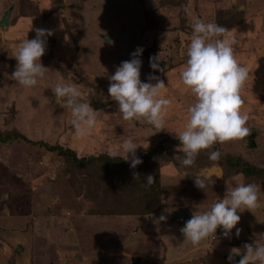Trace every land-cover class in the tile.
<instances>
[{
    "label": "rangeland",
    "instance_id": "374dc122",
    "mask_svg": "<svg viewBox=\"0 0 264 264\" xmlns=\"http://www.w3.org/2000/svg\"><path fill=\"white\" fill-rule=\"evenodd\" d=\"M37 1L46 14L35 8L34 0L0 3L2 12L16 10L12 22L22 23L0 26L1 32L13 38L22 25L30 30L29 37L23 33L9 40L7 58L12 57L19 41L35 37L36 28L53 32L41 57L46 55L41 61L49 68L46 78L34 88L25 89L10 78L16 63H0V135L12 136L10 142L0 141V264H133V258H137L136 264H229L232 248L242 249L264 233V212L247 215L250 220L242 217L243 224L236 226L241 229L238 238L235 228L231 238H224L218 228L216 239L209 237L198 246L183 240L181 225L171 217L183 208L193 214L206 210L223 198L225 181L232 183L237 178L263 187L264 181L243 173L223 174L217 179L213 169L207 187L200 190L194 186V178L201 168L218 161L204 166L195 163L186 171L179 167V172L174 156L180 153L171 150L177 148L178 141L172 132L182 127L188 107L195 103V97L180 83L179 72L186 61L193 17L229 29L235 40V57L249 71L241 97L250 133L243 139L214 145L221 154H238L249 165L264 169V0ZM138 46L143 48L139 57L141 81L154 84L156 81L147 80L148 75L159 76L166 85L164 93L173 101L162 130L153 129L143 120H122L117 103L108 95V77L121 62L132 59ZM158 53L164 72L149 67V57ZM58 79L75 84L81 99L97 112L96 125L84 138L73 134L70 110L56 102L51 88ZM17 132L22 136L14 138ZM127 137L137 143V156L145 155L157 143L164 145L165 153L153 160L155 168L159 165L160 169L159 176L157 169L154 171L155 184L177 189L165 195L157 214H90L88 207L91 209L94 203L85 188L89 186L91 192L106 188L96 184L97 178H89L90 166H69L39 143L69 147L77 156L88 157L107 155ZM87 178L91 183L80 184ZM133 192L131 198L139 197L141 202L139 187ZM5 193L7 198H3ZM261 201L264 206L263 197ZM169 207L170 213L165 212ZM152 208L146 204L137 211ZM162 214L167 219L157 225L154 221Z\"/></svg>",
    "mask_w": 264,
    "mask_h": 264
},
{
    "label": "clouds",
    "instance_id": "9594fccd",
    "mask_svg": "<svg viewBox=\"0 0 264 264\" xmlns=\"http://www.w3.org/2000/svg\"><path fill=\"white\" fill-rule=\"evenodd\" d=\"M192 36L186 48V61L179 72L180 83L185 90L195 97V103L188 107L182 127L172 133L179 141L174 156L180 168H191L201 151L210 150L214 144L240 140L250 133L247 127L249 116L242 111L244 103L241 90L249 77L248 69L241 65L234 54V37L229 29L215 22H205L193 17ZM52 30L36 28L33 39H22L15 46L12 57L16 60L15 70L10 78L25 89L34 88L46 78L48 67L41 63L47 47V38ZM143 52L137 47L132 59L123 61L114 74L108 77V95L117 103V111L124 121L143 120L156 130L165 127V117L173 101L164 90L165 82L159 76L149 74L148 81L140 79ZM159 53L149 57V67L154 71L164 72L160 66ZM56 102L70 110L71 128L77 138L89 135L95 127L97 112L88 102L81 99V91L73 83L58 79L51 88ZM159 132V131H157ZM138 146L134 138L123 139L117 148L109 149L110 159H130V168L135 169L143 163L136 155ZM122 157V158H121ZM221 159L219 150L208 152V160L217 162ZM215 169L218 178L223 177L218 164L201 168L194 178V186L200 190L207 187V182ZM135 175V174H134ZM232 183L225 181L226 191L223 198H218L206 210L193 214L180 228L183 240L198 246L203 240L213 237L218 228L224 238H231L232 230L238 238L241 229L236 227L241 217L238 213L261 207L264 189L256 183H244L233 178ZM155 183L149 174L142 183L148 188ZM7 198V194H3ZM170 207L164 211L170 213ZM167 217L160 215L154 221L157 225ZM253 243H245L241 248H232L227 257L229 264H264V233L257 235ZM242 253V254H241ZM239 255L240 259L235 260Z\"/></svg>",
    "mask_w": 264,
    "mask_h": 264
},
{
    "label": "trees",
    "instance_id": "16d2710c",
    "mask_svg": "<svg viewBox=\"0 0 264 264\" xmlns=\"http://www.w3.org/2000/svg\"><path fill=\"white\" fill-rule=\"evenodd\" d=\"M21 136L22 134L17 132L14 138ZM11 139L12 136H9L8 134H5L4 136L0 135L1 142H10ZM39 143L47 151L53 154L55 153L58 157L62 158L69 166H90L88 168V171L90 173L89 178L91 180H95L97 178L99 182L96 184H98L99 187L106 188V190L102 192H98V189H95L93 190V192H91L92 188H90L89 186L88 188H85L87 194H90L89 200L94 203V207H92L91 209L90 207H88V211L90 214L105 216L151 215L157 213L160 210V207L163 205L162 199L164 201L165 195L167 193L175 192L177 189H175L174 187H165L164 185H161V183L160 185L154 183L148 188H144L141 186L142 183L145 182L146 176L149 174L153 175L154 171H156L155 169H157L156 174L159 176V165L155 168L153 160L155 156L158 157L161 154L163 155L165 153L163 150V143H157V145L149 149L145 153V155L138 156L142 159L143 163L137 165L135 169L130 168V162L123 159L113 160L110 159L108 155L79 157L76 155L75 151L69 147H62L60 145H48L44 142ZM177 143L179 144V141ZM178 144L175 145V148L178 146ZM248 146L253 148L254 145L249 142ZM171 150L173 152H177L176 149ZM211 150H219V148L217 147V145H213L212 149L204 150L203 152H201L199 157H197L196 163L200 164L201 166L207 164L209 165L211 161L208 160L207 153ZM204 152L205 155H202V153ZM171 163L175 165L174 162ZM218 164L221 165L224 176H228L234 173H243V175L247 176L255 175L259 178L260 181H264V169L256 167L254 165H249L247 161L238 154L229 152L223 153L221 154V159L218 161ZM177 168L178 170L180 169L179 166H177ZM177 168L175 169L177 170ZM188 169H185V171ZM180 171L181 170H179V172ZM110 180H115V182H111ZM106 181L110 182L108 185L104 186ZM84 182H87L88 184L91 183L88 179L85 181H80V184H83ZM180 185L182 184H179V186ZM135 187H139L140 189L141 194H139V196L141 197V202L138 199L139 197L135 200L131 198L132 195L135 194V192H133V189L135 190ZM146 204L154 206L155 208H152L148 211H137V208L145 207ZM157 204L159 206L158 208H156ZM179 211L189 210L188 208H183L175 212ZM173 222L175 221L173 220ZM177 225L180 224L177 223Z\"/></svg>",
    "mask_w": 264,
    "mask_h": 264
},
{
    "label": "crops",
    "instance_id": "0c3cea01",
    "mask_svg": "<svg viewBox=\"0 0 264 264\" xmlns=\"http://www.w3.org/2000/svg\"><path fill=\"white\" fill-rule=\"evenodd\" d=\"M35 2H34V6H35V8H37L38 10L40 9V13H43V14H46L45 12V10L44 11H42L41 10V8H40V6H39V4H38V2L39 1H37V0H34ZM3 2V0H0V3H2ZM2 7V4H0V8ZM1 11L0 12H2V8L0 9ZM6 11V10H5ZM39 12V11H38ZM3 13L4 12H2L1 13V15H0V19L2 18V15H3ZM15 13H16V10L14 9V8H11V12H10V16H9V19H8V25L7 26H2V27H5V28H9L10 27V25H14V26H16V25H18V24H22L20 21H18V20H15L14 22H12L13 20H14V16H15ZM1 26V25H0ZM59 27V26H58ZM39 28H43V27H39ZM17 31H18V33H19V35L20 34H23L24 33V35L23 36H28V34L30 33V30L28 31L27 30V28H25L23 25H22V27L21 28H19V29H17ZM12 36H14L15 35V32H12V34H11ZM19 35H17V36H15V37H13V38H10L9 36H7V35H5V33L4 32H1L0 31V63H5V64H7V63H10V65H12V63L14 62V63H16V60L14 59H9V58H12L11 56H9L8 58H7V55H8V53H7V51H8V46L10 45V42H9V40L10 39H16V38H18V37H21V36H19ZM22 36V37H23ZM29 37V36H28ZM33 38H34V36H33ZM29 39H32V38H29ZM10 47V46H9ZM6 54V56H2V55H5ZM9 55H11V53L9 54ZM45 58V59H44ZM42 60H46V55L43 57V59L41 58V61ZM42 63V62H41ZM173 184H176V182H173ZM256 184H259V183H256ZM260 185V184H259ZM262 189H264V187L262 186ZM263 198H264V196H262ZM188 210H189V208H188ZM259 210H261L262 212H264V206H263V204H261V207L259 208V209H257V210H255V211H259ZM190 211V210H189ZM191 212V211H190ZM160 213V212H159ZM192 213V212H191ZM157 214V213H156ZM239 215H240V217L242 218V217H244L243 219L244 220H246V219H248V220H250V219H252V218H250V217H248L250 214H251V216H252V212L251 211H248V210H245L243 213H238ZM192 215H193V213H192ZM244 215H248L247 217H245ZM257 219V218H256ZM241 220V219H240ZM254 221H256V220H254ZM238 223H240V221L238 222ZM240 224H243V223H240ZM252 224V223H251ZM254 224V223H253ZM255 225V224H254ZM181 227H182V225H181ZM202 243H200L199 245H201ZM214 258H216V257H214ZM213 260V257L211 258V261ZM215 260V259H214Z\"/></svg>",
    "mask_w": 264,
    "mask_h": 264
},
{
    "label": "water",
    "instance_id": "95a60500",
    "mask_svg": "<svg viewBox=\"0 0 264 264\" xmlns=\"http://www.w3.org/2000/svg\"><path fill=\"white\" fill-rule=\"evenodd\" d=\"M10 12H11V8L7 9L4 12V14L2 15V18L0 19V25L1 26H7L8 25V19L10 16ZM109 35H110L109 33L106 34L104 36V38L108 39ZM191 216H192V213L190 211H179V212L173 213L172 220L176 221L180 225H184V222L187 221L188 219H190ZM235 257H236V261H238L240 259L239 255H237ZM132 261H133V264H136L137 258H133Z\"/></svg>",
    "mask_w": 264,
    "mask_h": 264
}]
</instances>
